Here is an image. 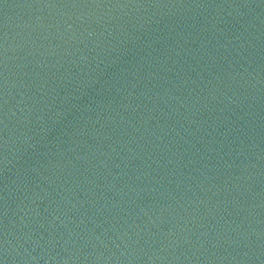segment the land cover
Returning a JSON list of instances; mask_svg holds the SVG:
<instances>
[{
    "label": "water",
    "instance_id": "water-1",
    "mask_svg": "<svg viewBox=\"0 0 264 264\" xmlns=\"http://www.w3.org/2000/svg\"><path fill=\"white\" fill-rule=\"evenodd\" d=\"M0 264H264V0H0Z\"/></svg>",
    "mask_w": 264,
    "mask_h": 264
}]
</instances>
